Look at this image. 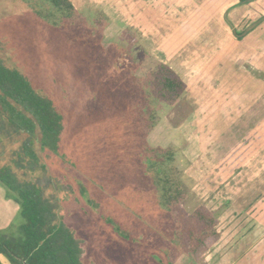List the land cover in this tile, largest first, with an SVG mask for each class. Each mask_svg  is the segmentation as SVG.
<instances>
[{
  "label": "rangeland",
  "instance_id": "1",
  "mask_svg": "<svg viewBox=\"0 0 264 264\" xmlns=\"http://www.w3.org/2000/svg\"><path fill=\"white\" fill-rule=\"evenodd\" d=\"M69 1L76 9L78 19L88 18L100 10L107 22L93 26V31L90 26L79 23L71 24L67 29L54 28L35 13L41 10L44 14L47 3L43 0H0V57L33 78L37 75L38 84L49 87L63 115L68 131L63 143L64 152L78 169L74 171L59 160L52 164L49 158H44L53 168L51 173L46 171L51 181L45 193L55 196L57 214L83 243L82 264H217V237L206 241L207 247L197 246V241L187 233L188 226L194 225L191 220L195 222L200 212L205 216L214 215L216 220L221 218L219 215L226 208L220 204L224 202L225 187L230 189L237 185L241 191H247L252 182L249 177L232 175L234 169L240 170L242 166L247 169L250 153L247 152L248 160L245 157L234 159V151H230L228 157L220 158L222 150L213 156L208 148L212 146V136L216 142L218 140L221 124L215 121L220 115V99L213 96L207 83L194 80L196 74H185L188 91L183 92L181 99L172 104L158 100L154 106V88L147 83L159 63L170 61L164 59L154 43V33L147 32L150 25L145 22L143 27H137L138 22H135L131 27L122 28L118 23L123 21L122 14L116 9L88 4L89 0ZM111 1L108 0L109 4ZM120 1L124 4V0ZM85 3L87 7H84ZM113 4L119 5L117 0ZM139 7L136 4L132 10ZM143 14L142 19L148 18L147 13ZM101 25L103 29L99 36L97 30ZM92 32L94 34L90 36ZM90 40L93 44L87 46ZM123 50L134 57V63L118 73L112 58ZM86 61L92 65L82 71ZM192 83L200 86L195 96L190 91ZM144 85L147 92L140 95ZM203 86L205 90L201 88ZM90 92H95L101 103L106 98L108 104L113 97L114 101L117 99L119 107L115 110L118 111L123 101L128 107L134 106L128 103L130 100L135 105L143 101L149 108H154V126L145 140L152 147H170L176 152L173 166L187 193L181 206L169 213L158 208L152 195L148 194V188L138 182L136 166L129 163H135L141 156L129 150L139 146L136 132L134 136L131 128H123L121 118L125 115L121 117L116 111L112 114L104 112L107 103L103 102V107H92ZM199 101L201 107L197 111ZM131 110L139 113V107L134 106ZM110 115L112 117H108ZM189 116L192 123L186 122ZM194 121H197L198 129ZM243 146L245 143L238 148L239 156H246ZM217 149L218 145L214 144L213 150ZM253 169L258 174L253 177V185L261 190L264 188V164L258 162ZM78 181L85 185L88 196L97 205L91 207L83 200L78 193ZM251 197L247 192L235 197L239 216L241 209L246 211L244 216L253 213L255 202ZM22 222L13 195L0 185V231L17 235ZM174 227L179 236L174 235ZM215 228L217 231L218 225ZM254 237L253 233L249 244ZM237 243L247 246V242L238 241L233 245Z\"/></svg>",
  "mask_w": 264,
  "mask_h": 264
},
{
  "label": "trees",
  "instance_id": "2",
  "mask_svg": "<svg viewBox=\"0 0 264 264\" xmlns=\"http://www.w3.org/2000/svg\"><path fill=\"white\" fill-rule=\"evenodd\" d=\"M43 2L47 3L44 14L41 10L35 13L54 28L67 29L69 25L79 23L86 24L92 29L93 26L99 23L103 25V22L105 24L108 20L100 10L88 18L78 19V14L69 0ZM102 25L97 30L99 36L102 33ZM92 34L94 33H89L90 36ZM87 42V46L93 44L92 40ZM112 60L118 73L134 63V57L124 50L114 55ZM91 65L92 63L86 61L82 71L88 70ZM37 80V75L33 78L21 68L3 62L0 57V185L13 195L23 220L17 235L0 231V264H82L81 260L85 253L83 243L74 236L72 229L57 214L58 204L55 196L45 193L51 181L46 171L50 173L53 171L51 166L56 160L62 164L67 163L74 171L78 168L64 152L63 143L66 141L68 131L65 129L64 118L57 101L53 99L49 87L39 85ZM149 84L154 88L152 100L154 106L158 100L172 104L181 99L185 91L184 82L163 63H159L152 71V77L147 85ZM145 86L141 87L140 95L147 92ZM134 87L135 85H132V88ZM90 99L93 102L92 107L108 104L107 98L104 99V103L98 101L95 92H90ZM128 103L135 108L139 107L140 114L131 110L134 106L124 105L125 101L120 104L122 107L119 111L115 110L119 106L114 97L108 107H101L109 114L116 111L121 117L125 115L121 118L123 128H131L132 135L136 132L134 136L139 145L134 146L137 149L129 150L136 151L135 155L138 153L141 155L135 163L129 162L136 166L138 182L148 188V194L152 195L151 199L155 200L160 210L172 212L182 205L187 194L173 166L176 152L170 147H152L146 142L145 136L154 126V108H149L143 101L136 105L131 100ZM104 112L103 116L106 115ZM44 158H49L52 164H47ZM60 176L64 177L63 174ZM78 193L87 205L91 207L97 205L88 196L85 185L79 181ZM191 221L194 225L188 226L187 233L197 241V246L207 247L209 244L206 241L215 240L217 221L214 215L205 216L200 212L196 215L195 222ZM173 233L179 236L175 227Z\"/></svg>",
  "mask_w": 264,
  "mask_h": 264
},
{
  "label": "crops",
  "instance_id": "3",
  "mask_svg": "<svg viewBox=\"0 0 264 264\" xmlns=\"http://www.w3.org/2000/svg\"><path fill=\"white\" fill-rule=\"evenodd\" d=\"M117 1L121 9L118 4L113 6L114 0L112 4L108 0L87 2L119 11L123 21L118 23L122 28L131 27L135 22H138L137 27H143L146 22L150 25L147 32L154 33L156 47L164 59L170 61L162 63L183 82L185 74H196L194 80L207 83L213 96L220 99V115L215 121L221 124L218 140L216 142L212 136V146L208 148L213 156L222 150L220 158H226L234 151V159H247V152L250 153L247 169L243 166L240 170L234 169L232 175L249 177L252 182L247 191H241L237 185L230 189L225 187L224 202L220 204L226 208L222 213L218 212L221 218L216 220L217 264H264V188L258 190L253 185V177L258 175L253 166L258 162L264 164V0H167V4L165 0H159L155 5L156 0H124V4ZM136 4L140 7L132 10ZM144 12L151 19H142ZM192 87L190 91L195 96L200 86L192 83ZM201 88L205 90V86ZM200 107L201 102L196 110ZM186 122L192 123L190 116ZM194 124L197 126V121ZM242 143H245L246 156L238 154ZM214 144L218 145L217 150H213ZM246 192L255 202L253 213L247 212L249 215L244 216L246 211L241 209L239 216L235 197ZM253 233L254 240L249 244ZM236 241L247 242V246L233 245Z\"/></svg>",
  "mask_w": 264,
  "mask_h": 264
}]
</instances>
